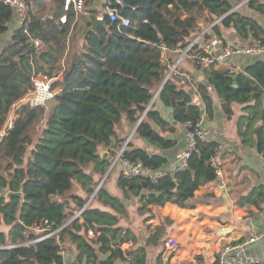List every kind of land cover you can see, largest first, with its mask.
<instances>
[{
  "label": "trees",
  "instance_id": "16d2710c",
  "mask_svg": "<svg viewBox=\"0 0 264 264\" xmlns=\"http://www.w3.org/2000/svg\"><path fill=\"white\" fill-rule=\"evenodd\" d=\"M58 1L50 3L51 17L43 23V11L35 3L25 25L13 30L8 40L4 38L14 12L0 3V128L11 107L32 89L33 75L54 79L52 88L60 89L46 108H20L0 143V264H64L68 246L75 251L73 264H147L148 253L164 245L165 230L153 228L140 244L131 228L120 225L129 214L125 202L137 198L136 213L149 218L152 208L166 204L192 210L196 191L218 180L209 163L218 146L197 140L186 168L157 183L119 174L120 198L103 185L96 191L114 158L113 143L122 147L119 131L125 123L135 128L152 101L134 135L166 148L168 143L152 127L171 133L172 124L195 130L202 115L199 106L179 85L177 73L166 77L179 58L177 51L190 44L201 23L220 20L240 38L251 35L258 42H264V30L232 11L231 0H120L121 5L111 1L118 16L129 19L126 28L120 19L111 22L106 15L103 25L92 28L96 11L75 23L70 16L69 23L61 25ZM248 2L251 7L253 1ZM211 31L220 36L217 25ZM160 44L168 49L163 59ZM244 72L264 102V61ZM158 102L172 110V122L155 109ZM256 146L264 159L262 130ZM101 150L107 151V158L101 157ZM124 158L140 160L153 170L167 163L162 156L134 149L130 141ZM238 204L262 210L264 187ZM56 230L49 238L20 246ZM88 231L94 238H87ZM126 244L130 247L123 250ZM154 264H164L160 253Z\"/></svg>",
  "mask_w": 264,
  "mask_h": 264
},
{
  "label": "crops",
  "instance_id": "0c3cea01",
  "mask_svg": "<svg viewBox=\"0 0 264 264\" xmlns=\"http://www.w3.org/2000/svg\"><path fill=\"white\" fill-rule=\"evenodd\" d=\"M53 1L30 0L31 10L34 9L35 3H38L42 14L49 13L47 9ZM251 1L253 4L250 7L246 0H231L232 11L255 21L264 30V0ZM58 2L61 7V0ZM105 4V0H89L86 4L87 15H90L91 11H96V16L105 13ZM211 25L204 26L201 23L199 31L208 29ZM215 25L219 28L220 36L213 31L211 33L220 37L224 45L248 46L258 42L251 35L247 39L240 38L232 27H225L220 22ZM16 28L19 27L14 17L5 36H10ZM256 61L263 60L249 57L233 58L231 65L236 70L233 76L227 74V66L197 68L187 60H181L178 67L180 72H174L180 78L179 85L188 91L193 103L199 106L202 112L200 129L204 140L218 146L214 159L221 176L216 182L196 191L192 210L182 209L187 217L182 222L180 236L188 237L193 242L204 237L202 243L204 247L197 254L204 256V264L216 262L218 253L224 245L239 244L250 239L255 241L244 248L245 256L250 259L264 258V207L262 205V210H259L254 206L238 204L241 198L264 187V159L256 146L258 133L262 130L264 134V102L262 92L244 72L246 67ZM58 81H61V76L58 77ZM233 101H237L238 104L233 105ZM155 109L163 119L172 122L169 120V117L172 119L171 109L164 108L159 102L156 103ZM228 109L230 112L237 110V113L228 117L226 114ZM172 125L175 128L173 133L152 127L157 135L168 143L166 148L150 144L134 134L130 143L134 149L164 157L167 160L166 164L173 163L185 151L188 131L180 125ZM133 129L127 123L123 125L122 131L118 133V137L123 140L122 145ZM113 145L112 151L116 152L120 147L116 146L115 142ZM117 170L120 172L119 168ZM117 192L115 191L113 195L117 196L119 193ZM164 207L180 209L173 204H166ZM71 251L74 259L75 251L74 249ZM209 254L215 255L211 259L206 257ZM153 260L155 258H150L148 253L147 264H151Z\"/></svg>",
  "mask_w": 264,
  "mask_h": 264
},
{
  "label": "built area",
  "instance_id": "2783aa9c",
  "mask_svg": "<svg viewBox=\"0 0 264 264\" xmlns=\"http://www.w3.org/2000/svg\"><path fill=\"white\" fill-rule=\"evenodd\" d=\"M89 0H61V14L58 16V22L61 25L69 23V18L72 16L73 22L75 23L81 15H87L86 4ZM111 1H115L116 4L121 5L120 0H105L106 12L96 16L95 20H103L106 15L107 18L114 22L120 19V26L126 28L130 25L128 18H120L115 9L111 8ZM249 0H246L248 2ZM0 3L10 8L14 12V17L17 20L18 27L25 25L28 15L31 11L30 0H0ZM51 14L45 13L40 16V22H46ZM220 20L213 23L208 29H201L196 37L190 42V44L182 50H178L179 58L176 63L170 68V74L175 72L177 64L181 60H187L198 68H216L227 66V74L233 76L236 70L231 65L233 58H257L264 61V42H256L253 45L248 46H227L224 45L220 37L215 36L211 33L213 25L217 24ZM35 47H39V42H34ZM161 52V58H164L167 52V47L163 44L158 46ZM32 89L19 99L9 110L3 125L0 128V143L7 136L8 132L13 128L14 121L17 117V111L20 108H46L49 103L54 101L55 97L60 93L59 88H52L54 79H49L42 74L33 75L31 78ZM144 117H140L139 123ZM138 124V123H137ZM202 120L200 119L193 132H188V142L184 153L173 163L166 164L164 167L153 170L149 167H145L140 160L131 161L124 158V152L126 145H122L114 155V158L110 164V171L116 166L119 168V174L123 175L126 179H133L136 177H142L151 180L153 183L168 177L173 176L183 171L187 163L195 150L197 140L205 141L203 133L200 129ZM211 167L214 169L217 179L221 176L220 170L215 164L214 156L209 161ZM109 171V172H110ZM84 208H86L84 206ZM83 208V209H84ZM83 209L75 211L74 217L78 218ZM59 230H56L48 235L41 238L26 242L20 246H27L43 239L49 238L56 234ZM264 234V233H263ZM87 238H94L92 231L87 232ZM255 240L250 239L239 244H227L221 247L216 259V264H261L264 262V258L250 259L245 256L244 248L252 244ZM176 242L172 239L165 243L167 250H172L176 246ZM15 247V246H14ZM13 248V247H9Z\"/></svg>",
  "mask_w": 264,
  "mask_h": 264
},
{
  "label": "rangeland",
  "instance_id": "374dc122",
  "mask_svg": "<svg viewBox=\"0 0 264 264\" xmlns=\"http://www.w3.org/2000/svg\"><path fill=\"white\" fill-rule=\"evenodd\" d=\"M198 29H200V27ZM9 37L10 36H5L4 39L8 40ZM232 104L235 105L238 104V102L233 101ZM236 113L237 110H233L232 112H230L228 109V113L226 114L229 115L228 117H231L232 115L234 116ZM133 137L134 135L133 133H131L128 135L126 140L131 141ZM117 169L118 167L116 166L112 171L108 173L102 185L112 194H114L115 191H118L119 193L117 192L118 193L117 196L122 198V194L120 193L119 189L116 186V179L119 176V172H117L118 171ZM78 193L79 195H83V193L80 191H78ZM125 203L129 214L126 219H120V225L123 227L128 226L129 228H131L138 236L140 244L145 243L149 233H151L153 228L157 226H161L165 230V235L163 239L164 245H160L159 249L157 250L150 251V258L152 257L155 258L160 253L162 262L164 264H195V263L204 264L205 263L204 256H202L201 254L199 256L197 255L199 250L204 247L202 246V243L204 242L203 240L204 237L198 238L199 240L195 241L197 242L195 243L192 240H190L188 237L183 238L180 236V232L182 231V222H184V220L187 217L186 214L184 213L185 212L184 210L168 208V207L152 208L150 215H153V217L149 218V216L147 215L139 216L136 213L137 207L139 206L137 198L131 197ZM168 239H174L177 242V245L172 250H167L165 247V243L166 241H168ZM129 247L130 245L126 244L122 246V249L126 250ZM72 249L73 248L69 246L65 248V251L63 253L65 264H73L74 259H72V251H71ZM213 255L209 254L206 257L211 258ZM197 257H199L200 260H198ZM153 262L154 260L151 262V264H153Z\"/></svg>",
  "mask_w": 264,
  "mask_h": 264
},
{
  "label": "water",
  "instance_id": "95a60500",
  "mask_svg": "<svg viewBox=\"0 0 264 264\" xmlns=\"http://www.w3.org/2000/svg\"><path fill=\"white\" fill-rule=\"evenodd\" d=\"M91 24H92V28H95V27H98V26L103 25V20H95V21H91ZM203 25L206 26L205 23H203ZM165 81H166V79H165ZM152 103H153V101L148 105L146 111L142 114V117L145 116L147 110L151 107ZM169 120L172 121L171 117H169ZM138 125H139V122H138V124L136 125V127L133 129V132H132L133 134H134V132H135V130H136V128H137ZM181 128H185V126H181ZM128 142H129V140H126V142L124 143V145H126ZM100 155H101V157L104 158V159L107 157V153H106L105 151H101V152H100ZM109 171H110V166H109V169L107 170L105 176L102 178V180L100 181L98 187L96 188V191H98V190L100 189V187L102 186V184H103V182H104V179L107 177ZM96 191H95V192H96ZM93 196H94V194L89 198V200L87 201L85 207L88 206V204H89L90 201L92 200ZM263 207H264V205H263Z\"/></svg>",
  "mask_w": 264,
  "mask_h": 264
}]
</instances>
